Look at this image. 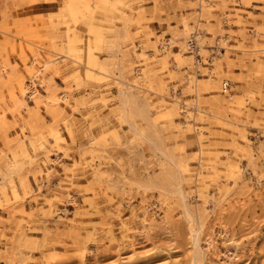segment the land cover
Here are the masks:
<instances>
[{
  "label": "rangeland",
  "instance_id": "1",
  "mask_svg": "<svg viewBox=\"0 0 264 264\" xmlns=\"http://www.w3.org/2000/svg\"><path fill=\"white\" fill-rule=\"evenodd\" d=\"M0 264H264V0H0Z\"/></svg>",
  "mask_w": 264,
  "mask_h": 264
},
{
  "label": "bare ground",
  "instance_id": "2",
  "mask_svg": "<svg viewBox=\"0 0 264 264\" xmlns=\"http://www.w3.org/2000/svg\"><path fill=\"white\" fill-rule=\"evenodd\" d=\"M35 59L33 58L32 60H30V63L29 64H31L32 66H33V64L35 63ZM36 64V63H35ZM28 68V67H27ZM29 72H31V69L29 70ZM34 90V89H33ZM33 92V91H32ZM36 101V100H35ZM195 231V230H194ZM193 231V232H194ZM194 236H195V240L197 241V239H198V233L195 231L194 232ZM209 244V246H211L212 244H211V242H209L208 243Z\"/></svg>",
  "mask_w": 264,
  "mask_h": 264
},
{
  "label": "built area",
  "instance_id": "3",
  "mask_svg": "<svg viewBox=\"0 0 264 264\" xmlns=\"http://www.w3.org/2000/svg\"><path fill=\"white\" fill-rule=\"evenodd\" d=\"M224 86H226V84H224Z\"/></svg>",
  "mask_w": 264,
  "mask_h": 264
}]
</instances>
